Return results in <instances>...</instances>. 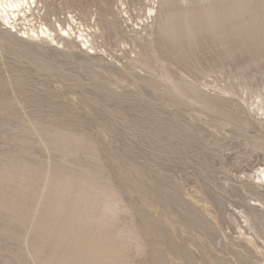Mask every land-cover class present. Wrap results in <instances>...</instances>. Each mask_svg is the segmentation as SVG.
Instances as JSON below:
<instances>
[{"label":"rangeland","instance_id":"obj_1","mask_svg":"<svg viewBox=\"0 0 264 264\" xmlns=\"http://www.w3.org/2000/svg\"><path fill=\"white\" fill-rule=\"evenodd\" d=\"M32 2L0 17V264H264V0Z\"/></svg>","mask_w":264,"mask_h":264},{"label":"bare ground","instance_id":"obj_2","mask_svg":"<svg viewBox=\"0 0 264 264\" xmlns=\"http://www.w3.org/2000/svg\"><path fill=\"white\" fill-rule=\"evenodd\" d=\"M32 1L34 0H0L1 20L4 21L7 26H10L13 29L18 30V27L20 25L25 24L29 21V17L32 14L31 12V7H32L31 4L33 3ZM152 11L153 9H150V12ZM61 31L64 33H69L67 29L64 28H61ZM33 32L36 33L34 29ZM50 32L52 31L48 27H45V30L44 29L41 30L42 34H47ZM39 35L40 34L38 33L37 36ZM259 173L264 178V167L259 171Z\"/></svg>","mask_w":264,"mask_h":264}]
</instances>
